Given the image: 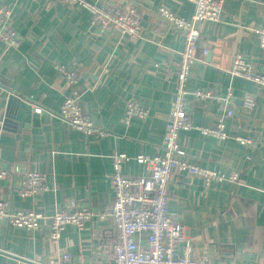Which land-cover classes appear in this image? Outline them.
<instances>
[{"label":"crops","instance_id":"crops-1","mask_svg":"<svg viewBox=\"0 0 264 264\" xmlns=\"http://www.w3.org/2000/svg\"><path fill=\"white\" fill-rule=\"evenodd\" d=\"M100 7L133 5L144 14L140 38L119 34H91L89 13L80 6L66 7L58 0H0L11 10V25L22 36L21 46L4 54L0 42V167L11 175L0 180V201L8 211L31 210L44 216L38 230L26 232L2 227L0 264L46 263L63 253L84 264H113L114 232L108 219L92 218L78 230L66 226L58 244L48 241L49 220L56 211L87 207L103 213L113 201L109 156L129 158L162 152V137L171 108L175 77L162 66H175L184 46V34L161 39L152 33L153 13L166 7L183 18L194 10L191 0H88ZM264 23V0H224L221 22L196 25L199 48H209L204 62L192 65L186 88L228 92L233 116L225 120L231 137L256 140L254 149L232 138L220 140L197 130L180 132L178 144L187 159L225 175L237 172L239 182L227 180L205 188L198 178L175 175L168 186V211L185 228L184 242L176 246L181 257L186 242L191 257L209 264H264V87L232 77L228 70L236 54L257 72H264V50L255 29ZM81 65L79 104L95 126L108 136L85 137L56 116L63 101V81L54 63ZM246 95L254 100L251 111L243 107ZM148 108L146 120L122 121L127 102ZM34 107L41 109L35 113ZM188 114L195 126L212 127L220 111L212 100L192 101ZM44 175L47 191L24 199L18 194L24 173ZM126 176H144L145 167L128 160ZM1 221V220H0ZM5 229V231H4Z\"/></svg>","mask_w":264,"mask_h":264},{"label":"built area","instance_id":"built-area-1","mask_svg":"<svg viewBox=\"0 0 264 264\" xmlns=\"http://www.w3.org/2000/svg\"><path fill=\"white\" fill-rule=\"evenodd\" d=\"M66 7L80 6L90 15L89 28L94 36L104 33L119 34L128 40L141 37L144 30L142 20L144 14L133 5L100 7L88 0H58ZM194 4L193 13L189 18H183L166 7H159L153 13L155 24L152 33L164 39L174 32L184 34V46L180 52L181 61L175 66H162L166 77H175V92L171 108L168 112L162 137V152L155 156L138 155L129 158L123 153H113L109 156L112 172L110 185L113 191L111 205L100 214L87 207H77L71 210L56 211L49 220L48 241L58 244L61 233L66 226H74L81 230L94 217L108 219L112 222L114 243L112 244L113 264H209L205 258L191 257L192 246L186 242L183 255L176 256V246L186 240L185 228L178 217L168 211V186L175 175H185L198 178L205 188L212 183L225 180L239 182L237 172L225 175L220 171L208 169L187 159L186 153L178 144V134L197 130L204 136L225 140L232 138L239 145L254 149L256 140L251 137H231L226 132L225 120L233 116L234 101L231 93L218 96L210 90L189 91L186 82L190 69L196 62H204L209 48H199V31L196 25L203 21L221 22L224 0H191ZM258 45L264 50V23L254 30ZM22 36L11 25V10L0 4V42L4 54L21 46ZM54 69L63 81V101L55 116L64 124L79 131L85 137L100 139L108 136L103 129L95 126L90 118L82 112L79 104L80 92L78 83L81 76V65L71 60L68 65L54 63ZM228 73L255 85L264 87V72L255 71L241 55L232 59ZM215 101L219 105V117L212 127L193 125L188 114L192 101ZM243 107L251 111L254 100L246 95L242 101ZM35 113L41 109L34 107ZM149 110L136 100L127 102L122 121L129 125L132 120H146ZM145 167L144 176H126L122 172V164L128 160ZM11 172L0 167V180H6ZM44 175L29 171L24 173L20 182L18 194L21 198H33L47 191ZM44 216L31 210L8 211L6 204L0 201V220H7L9 226L33 232L38 230ZM17 261L15 264H19ZM40 264H84L80 258H74L68 253L60 254Z\"/></svg>","mask_w":264,"mask_h":264},{"label":"water","instance_id":"water-1","mask_svg":"<svg viewBox=\"0 0 264 264\" xmlns=\"http://www.w3.org/2000/svg\"><path fill=\"white\" fill-rule=\"evenodd\" d=\"M180 61H181V57L179 55V62ZM0 222H1V226L4 227V228L9 225L7 220H1ZM4 231H5V229H4ZM3 242H4V236L3 237L0 236V248L1 249H3V246H4ZM3 255H5L6 257H8L10 259V263L11 264H15L17 262V259L14 258L13 256H11L9 254H5V253H3ZM31 264H37V263H31ZM38 264H40V263H38Z\"/></svg>","mask_w":264,"mask_h":264}]
</instances>
